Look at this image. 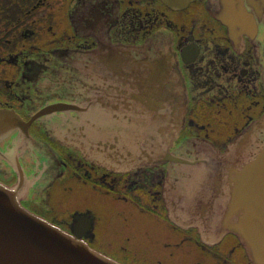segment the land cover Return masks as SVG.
<instances>
[{"label":"flooded vegetation","instance_id":"af4514ba","mask_svg":"<svg viewBox=\"0 0 264 264\" xmlns=\"http://www.w3.org/2000/svg\"><path fill=\"white\" fill-rule=\"evenodd\" d=\"M102 59L108 72L92 75ZM161 62L178 64L188 97L170 150H223L264 117V0H0V110L23 120L0 132V180L21 181L23 206L122 264H253L234 234L205 241L169 218L170 162L92 158V114L135 124Z\"/></svg>","mask_w":264,"mask_h":264},{"label":"water","instance_id":"95a60500","mask_svg":"<svg viewBox=\"0 0 264 264\" xmlns=\"http://www.w3.org/2000/svg\"><path fill=\"white\" fill-rule=\"evenodd\" d=\"M155 69L146 77L156 84L155 101L145 103L135 124H121L120 114H92V158L117 169L170 162L174 170L163 194L170 219L197 228L205 241L234 234L250 261L264 264V117L223 150L207 140H191V156L171 151L184 125L188 97L177 63L161 62ZM107 72L104 59L92 64V75ZM105 82L95 80L102 85L96 88L102 110ZM21 122L15 112L0 110V132ZM79 146L91 148L89 143ZM23 191L21 181L15 186L0 181V264H122L31 212L21 203Z\"/></svg>","mask_w":264,"mask_h":264}]
</instances>
